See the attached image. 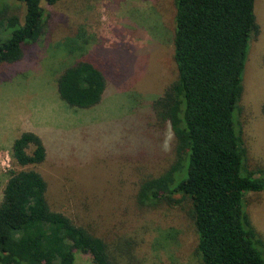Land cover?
<instances>
[{"label":"rangeland","instance_id":"obj_1","mask_svg":"<svg viewBox=\"0 0 264 264\" xmlns=\"http://www.w3.org/2000/svg\"><path fill=\"white\" fill-rule=\"evenodd\" d=\"M42 7V37L20 61L0 65V200L10 172L21 169L12 143L32 132L46 148L35 168L53 210L76 222L92 219L101 232L134 235V264H201L186 201L146 209L133 203L140 181L175 160L173 135L155 125L151 109L176 78L174 0H63ZM254 14L259 33L250 38L241 105L249 163L264 166V0H255ZM80 58L106 78L102 100L90 109L71 108L57 93V77ZM245 204L264 238V192L247 193ZM75 262L93 264L81 253Z\"/></svg>","mask_w":264,"mask_h":264},{"label":"trees","instance_id":"obj_2","mask_svg":"<svg viewBox=\"0 0 264 264\" xmlns=\"http://www.w3.org/2000/svg\"><path fill=\"white\" fill-rule=\"evenodd\" d=\"M60 1L0 0V65L20 61L39 41L47 21L42 3ZM254 2L174 0L176 78L151 103L155 125L173 135L175 160L140 181L133 203L146 209L186 201L201 264H264V238L245 204L247 193L264 192V166L249 163L241 105L249 42L259 33ZM56 87L69 107L90 109L102 100L106 78L80 58ZM11 156L21 169L10 172L0 200V264H76L75 253L93 264H134V235L101 232L92 219L76 222L51 208L48 184L35 168L47 157L37 135L23 132Z\"/></svg>","mask_w":264,"mask_h":264}]
</instances>
